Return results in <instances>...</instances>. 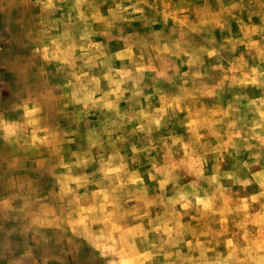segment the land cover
Returning a JSON list of instances; mask_svg holds the SVG:
<instances>
[{"label":"clouds","instance_id":"1","mask_svg":"<svg viewBox=\"0 0 264 264\" xmlns=\"http://www.w3.org/2000/svg\"><path fill=\"white\" fill-rule=\"evenodd\" d=\"M29 6L0 94V216L19 222L0 255L18 234L94 264H264V0Z\"/></svg>","mask_w":264,"mask_h":264},{"label":"crops","instance_id":"2","mask_svg":"<svg viewBox=\"0 0 264 264\" xmlns=\"http://www.w3.org/2000/svg\"><path fill=\"white\" fill-rule=\"evenodd\" d=\"M23 4L21 6L22 11L24 9L23 6H27L26 3ZM14 21L17 22V27L23 26L21 25L22 23H18L17 18ZM19 22H22V20ZM1 25L2 24L0 23V26ZM4 31L5 29L0 28V94H4L8 89L13 91L16 90L21 68L20 62L19 66L16 63L18 57L14 54L16 53V49L22 40L19 39L18 43L12 41L10 42L8 33H5ZM27 59L28 58H26V60ZM14 61L16 63V67L13 65L10 66ZM0 194H3L2 185H0ZM18 227V221L6 220L3 218V216H0V239H2L4 231ZM49 235L51 236V234ZM11 239L16 242L17 250L15 252V257H20V259L17 260L15 258H9L7 254H3L0 255V264H24L23 253L26 250L34 251L39 264H94L93 257L82 251H77L73 255H69L66 258H63L57 254H52L49 258L47 255L48 245L46 243H42L39 238H36L34 241L32 237L25 239L24 237L17 234L13 235ZM54 239L58 240V237H55ZM28 245H31L30 249L28 248ZM65 247H67V245H65ZM0 252H2V250H0ZM29 264H31V262H29Z\"/></svg>","mask_w":264,"mask_h":264},{"label":"rangeland","instance_id":"3","mask_svg":"<svg viewBox=\"0 0 264 264\" xmlns=\"http://www.w3.org/2000/svg\"><path fill=\"white\" fill-rule=\"evenodd\" d=\"M23 3H26L27 6H23L25 10L23 9L22 11L21 6ZM0 18V23L2 24L0 28L5 29L4 32L8 33L10 42L12 41L18 43L19 39L22 40L20 41V45L17 47L16 53L14 54L18 57V60L16 57V63L19 66L20 62V65L22 67L26 62V58H28L29 49L26 43L34 19L29 6V0H0ZM16 18L19 24L22 23V27H17L18 24L14 21ZM21 20L22 22H19ZM258 22L259 21L257 20V23ZM233 31H238L235 24H233ZM219 35V32H217L218 37ZM116 47H119V45L113 44V48ZM16 63L14 61L10 66L13 65L14 67H16Z\"/></svg>","mask_w":264,"mask_h":264}]
</instances>
